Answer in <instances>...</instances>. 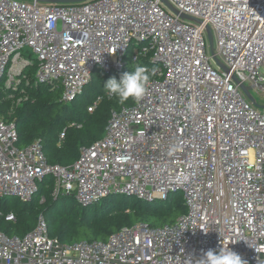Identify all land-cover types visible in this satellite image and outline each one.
Instances as JSON below:
<instances>
[{
	"label": "built area",
	"instance_id": "2783aa9c",
	"mask_svg": "<svg viewBox=\"0 0 264 264\" xmlns=\"http://www.w3.org/2000/svg\"><path fill=\"white\" fill-rule=\"evenodd\" d=\"M166 1L193 20L161 0H0L4 90L45 85L70 104L96 70L120 74L142 60L155 70L144 99L111 110L102 138L68 166L48 164L38 141L19 148L13 122L0 118V198L28 203L49 177L54 198L71 196L80 207L177 193L185 206L173 224H137L70 245L51 239L39 215L24 236L0 231V264H197L223 244L247 264H264V109L239 88L264 94V0ZM207 27L227 72L210 56ZM80 127L67 124L58 144Z\"/></svg>",
	"mask_w": 264,
	"mask_h": 264
},
{
	"label": "trees",
	"instance_id": "16d2710c",
	"mask_svg": "<svg viewBox=\"0 0 264 264\" xmlns=\"http://www.w3.org/2000/svg\"><path fill=\"white\" fill-rule=\"evenodd\" d=\"M125 60L128 61V57ZM140 64L150 69L154 67L148 60H142ZM94 72L96 79L91 77L84 93L89 90L91 97L102 95L103 99L92 114L85 109L91 99L80 110L76 109L77 100L84 97V93L72 103L63 104L60 90H51L45 85H21L25 90L24 94H14L16 103L10 116L8 114L11 103L0 102V118L13 122L18 137L17 146L24 148L38 141L48 164L68 166L77 159L81 147H88L100 140L111 110L130 106L133 101L129 100L120 105L114 99L103 95L105 82L112 77L119 80L126 72L108 75L100 70ZM94 80L96 85L93 84ZM70 122L80 124V129H67L64 139L58 145L59 133ZM51 192L52 179L45 177L38 183V191L28 203L14 199L9 202V199L0 198V231L10 237L24 236L34 229L37 217L42 215L48 236L61 244L70 245L80 241H106L122 228L137 224L150 227L173 224L185 213L182 197L178 193L171 194L167 200L152 203L127 196H110L91 206L80 207L73 197L54 198ZM39 198V202L44 200V206H36ZM79 208L80 212L75 216V210ZM8 214L14 216V221H5Z\"/></svg>",
	"mask_w": 264,
	"mask_h": 264
},
{
	"label": "clouds",
	"instance_id": "9594fccd",
	"mask_svg": "<svg viewBox=\"0 0 264 264\" xmlns=\"http://www.w3.org/2000/svg\"><path fill=\"white\" fill-rule=\"evenodd\" d=\"M154 72V69H149L145 65L134 64L131 71L124 73L119 80L115 77L109 78L103 85L104 91L109 99H114L120 105L129 100L139 103L149 91ZM197 264H247V262L228 245L223 244L218 252L207 250L198 259Z\"/></svg>",
	"mask_w": 264,
	"mask_h": 264
},
{
	"label": "water",
	"instance_id": "95a60500",
	"mask_svg": "<svg viewBox=\"0 0 264 264\" xmlns=\"http://www.w3.org/2000/svg\"><path fill=\"white\" fill-rule=\"evenodd\" d=\"M22 1H31L33 2L34 0H22ZM37 2L40 3H49V4H61V5H70V4H78V3H82L85 2L87 0H35ZM161 2L175 15H178L181 19L184 20H193L192 18L182 15V14H178V12H176L173 7L171 5L168 4V2L166 0H161ZM206 35H207V42H208V50L210 53V56L212 57L213 62L215 63V65L221 69L222 71L227 72V69L224 67V65L216 58L215 54H214V47H213V38H212V33L209 27L206 28ZM233 81L238 84V81L233 78ZM239 88L241 89V91L243 92V94L245 95V97L247 98V100L257 109H264V106H260L258 105L255 100L253 99V97L250 94V91L252 90V87L249 86H244L242 84H239Z\"/></svg>",
	"mask_w": 264,
	"mask_h": 264
},
{
	"label": "rangeland",
	"instance_id": "374dc122",
	"mask_svg": "<svg viewBox=\"0 0 264 264\" xmlns=\"http://www.w3.org/2000/svg\"><path fill=\"white\" fill-rule=\"evenodd\" d=\"M22 55L25 54V51H22L21 52ZM93 78L96 79V73L94 72L92 74ZM28 79H31V77L29 76ZM93 84L96 85V80L93 81ZM33 86L34 87V84L32 83L30 85V87ZM20 88V86H19ZM14 94H18V95H22V93L20 92V89H16V90H12L11 88H8L6 90H4V79L0 80V96H4V97H1L0 98V102H7L9 101L11 104H10V112L8 114V116H10L12 114V111L13 109L15 108V100L13 99L14 98ZM250 94L251 96L253 97V99L255 100V102L260 105V106H264V94H259L257 92H255L253 89L250 91ZM92 93L91 91L87 90L85 93H84V97H81L77 100V104H76V109H81L82 106L85 104V102L88 100V99H91V101H93L95 99V97H91ZM69 124V123H68ZM51 195H52V192H51ZM53 196V195H52ZM135 199V198H134ZM10 200H12L11 198L9 199V202ZM36 201V200H35ZM40 201V198L39 200L36 201V206H44L45 203L44 200L42 202H39ZM46 202V200H45ZM41 203V204H40ZM80 209H77L75 210L77 213H75V216H77L80 212ZM60 211V210H59ZM39 217V216H38ZM37 217V218H38ZM44 219V218H43Z\"/></svg>",
	"mask_w": 264,
	"mask_h": 264
},
{
	"label": "crops",
	"instance_id": "0c3cea01",
	"mask_svg": "<svg viewBox=\"0 0 264 264\" xmlns=\"http://www.w3.org/2000/svg\"><path fill=\"white\" fill-rule=\"evenodd\" d=\"M59 145V144H58Z\"/></svg>",
	"mask_w": 264,
	"mask_h": 264
}]
</instances>
